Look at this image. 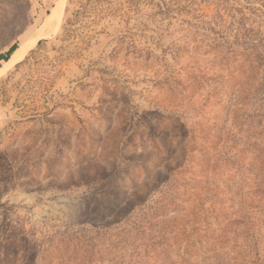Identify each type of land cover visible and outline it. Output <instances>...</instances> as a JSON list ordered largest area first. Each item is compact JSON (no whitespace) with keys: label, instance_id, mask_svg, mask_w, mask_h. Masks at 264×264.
Listing matches in <instances>:
<instances>
[{"label":"rangeland","instance_id":"obj_1","mask_svg":"<svg viewBox=\"0 0 264 264\" xmlns=\"http://www.w3.org/2000/svg\"><path fill=\"white\" fill-rule=\"evenodd\" d=\"M226 1L220 20L223 0H197L209 18L194 20L161 13L174 0H0V54L64 4L59 28L0 76V264H204L250 155L232 107L246 75L210 80L202 23L233 42L243 18L264 42V0Z\"/></svg>","mask_w":264,"mask_h":264},{"label":"trees","instance_id":"obj_2","mask_svg":"<svg viewBox=\"0 0 264 264\" xmlns=\"http://www.w3.org/2000/svg\"><path fill=\"white\" fill-rule=\"evenodd\" d=\"M196 1L174 0L170 4L163 3L161 13L167 17L174 14L178 16L188 15L194 20L208 19L207 15L196 17L192 13ZM223 2L225 4H216L218 12L214 19L222 20L221 12H227V1L223 0ZM182 23L191 26L189 22L182 21ZM216 24L213 21L202 23L203 29L209 30L215 37L214 43L209 46L211 52L206 50L207 54H213L214 57L211 66L216 75L212 76L210 80L218 81L217 84H219L220 80L225 78V74L231 77L233 74L231 67L233 66H238L240 73L246 75L247 82L241 86L242 89L235 96L232 107L236 109L233 114V125L237 129L236 135L242 136L239 142V145L242 146L241 153L245 156L250 155V160L247 163L240 161L241 165L238 168L242 176V190L246 189L247 191L240 194V201L237 202L238 208L231 207L234 209L235 215L227 220L223 228L217 230L220 233L214 239L211 248L206 250L207 253L211 254L207 255L204 252L203 263L264 264V42L256 34L254 35L253 29L244 25L243 18L237 21L238 28L235 30L233 42L228 39L226 32L218 31L214 27ZM206 26L208 29H205ZM206 38V34H200L195 37V40H192L197 45L196 49L205 43ZM217 38L219 42H217ZM41 43L42 41L39 44ZM18 48L16 43L5 53L0 54V68L1 63L8 62ZM246 64L249 66L247 73L244 68ZM198 77L195 76V80ZM211 209L214 210L215 207L212 206ZM204 223L207 225L204 228L207 232L210 223L208 224L207 221ZM183 234L186 235V233ZM192 238L190 235L180 237L177 234L173 238L174 245H178L177 242L183 240L187 243L186 248H196ZM224 250L226 253L222 255L221 252ZM183 254L187 256V249H184ZM225 257L229 262L224 261ZM170 259L171 256L167 254L166 260L159 261L161 264H165L170 263ZM181 262L182 264H198L188 261L187 258L182 259Z\"/></svg>","mask_w":264,"mask_h":264},{"label":"bare ground","instance_id":"obj_3","mask_svg":"<svg viewBox=\"0 0 264 264\" xmlns=\"http://www.w3.org/2000/svg\"><path fill=\"white\" fill-rule=\"evenodd\" d=\"M64 12V4L60 2L53 9L52 14L47 16L43 26L29 40L24 42L18 50L11 56L8 62H3L0 68V76L8 74L18 64H21L29 52L34 48L39 39L47 38L53 31L59 28Z\"/></svg>","mask_w":264,"mask_h":264}]
</instances>
